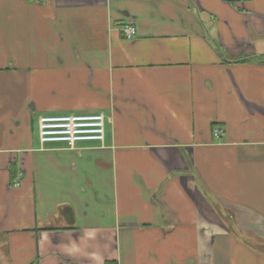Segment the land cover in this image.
I'll list each match as a JSON object with an SVG mask.
<instances>
[{
  "label": "crops",
  "instance_id": "obj_1",
  "mask_svg": "<svg viewBox=\"0 0 264 264\" xmlns=\"http://www.w3.org/2000/svg\"><path fill=\"white\" fill-rule=\"evenodd\" d=\"M0 264H264V0H0Z\"/></svg>",
  "mask_w": 264,
  "mask_h": 264
},
{
  "label": "built area",
  "instance_id": "obj_2",
  "mask_svg": "<svg viewBox=\"0 0 264 264\" xmlns=\"http://www.w3.org/2000/svg\"><path fill=\"white\" fill-rule=\"evenodd\" d=\"M122 33L130 41L135 32L132 27L124 26ZM106 120L103 114L41 116L38 118V140L41 146L62 145L66 150H76L80 144H102ZM220 135L221 130L215 129L214 136Z\"/></svg>",
  "mask_w": 264,
  "mask_h": 264
}]
</instances>
